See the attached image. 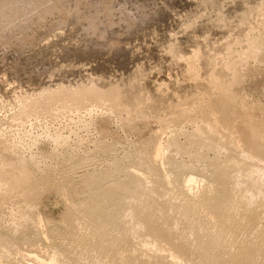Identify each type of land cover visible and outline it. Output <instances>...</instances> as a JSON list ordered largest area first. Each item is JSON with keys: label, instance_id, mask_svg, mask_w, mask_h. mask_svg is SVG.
<instances>
[{"label": "rangeland", "instance_id": "rangeland-1", "mask_svg": "<svg viewBox=\"0 0 264 264\" xmlns=\"http://www.w3.org/2000/svg\"><path fill=\"white\" fill-rule=\"evenodd\" d=\"M216 158L264 188V0H0V264H90L113 240L116 264H206L209 211L178 206L216 196ZM120 170L148 195L132 202ZM107 182L134 204L120 211ZM91 196L120 209L109 237L91 231Z\"/></svg>", "mask_w": 264, "mask_h": 264}, {"label": "bare ground", "instance_id": "bare-ground-1", "mask_svg": "<svg viewBox=\"0 0 264 264\" xmlns=\"http://www.w3.org/2000/svg\"><path fill=\"white\" fill-rule=\"evenodd\" d=\"M215 80V78H212V82ZM83 83V82H82ZM92 87V86H91ZM95 87V86H94ZM88 87H85L84 89H81L80 91L83 93V91L85 92H88L87 90H89V88L87 89ZM78 90V89H77ZM98 90V89H97ZM97 90H94L93 88H91L90 90H89V93H93L94 94V92L95 91H97ZM100 90V89H99ZM59 91V90H58ZM56 92H57V90H56ZM55 92V93H56ZM60 92V91H59ZM98 93H99V91H98ZM61 94V93H60ZM86 94V93H85ZM224 97V96H223ZM208 107V106H207ZM217 108V107H216ZM220 108V107H219ZM214 111V110H213ZM222 112V111H221ZM206 124V123H205ZM213 124H215V123H213ZM216 125V124H215ZM200 126V125H199ZM215 127V126H214ZM209 128V127H208ZM198 130V129H197ZM200 131H201V129H200ZM214 131V130H213ZM198 132V131H197ZM215 132V131H214ZM218 132V131H217ZM201 133V132H200ZM211 133H213L212 131H211ZM214 134V133H213ZM217 135V134H216ZM209 138V137H208ZM223 139V138H222ZM207 141H208V139H207ZM213 141V140H212ZM204 142V141H203ZM214 143H215V141H213ZM219 142V141H218ZM190 143V142H189ZM202 143V142H201ZM210 143V142H209ZM208 143V144H209ZM213 143V144H214ZM220 143V142H219ZM219 143H218V145H219ZM171 144V143H170ZM216 144V143H215ZM195 145V144H194ZM203 145L204 144H202V146L201 147H203ZM167 146V145H166ZM166 146L165 145H160L159 146V148H158V150H157V153H158V157H159V155H162L164 152H165V150L167 149L166 148ZM211 146V145H210ZM220 146V145H219ZM205 147V146H204ZM189 148H191V147H189ZM197 148V147H196ZM198 148L200 149V147L198 146ZM216 148H218V146L216 147ZM215 149V148H214ZM156 150H155V152H156ZM193 150V149H192ZM201 150H202V148H201ZM219 150V149H218ZM221 150V149H220ZM225 150V149H224ZM191 151V150H190ZM196 151V150H195ZM190 153V152H189ZM218 153V152H217ZM194 154V153H193ZM196 154V153H195ZM201 154V153H200ZM157 155V154H156ZM248 155V154H247ZM164 156V155H163ZM197 156H198V153H197ZM201 156V155H200ZM243 157V156H242ZM141 158V157H140ZM222 158V157H221ZM160 159V158H159ZM169 159V158H168ZM197 159V158H196ZM215 159V158H214ZM213 159V160H214ZM217 159H220V158H216V160ZM224 159V158H223ZM127 160V159H126ZM161 160H164V159H161ZM215 160V161H216ZM237 159H235V161H236ZM167 161V160H166ZM168 161H170V160H168ZM212 161V160H211ZM238 161V160H237ZM237 161L236 162H234V158L232 159V160H222V161H216V162H214L215 164H214V167L213 168H215L214 170H215V180H216V184L218 185H216V187L217 188H215L216 189V196H214L213 198H211V199H209V198H207L206 197V195H204V194H201V195H199V197L198 198H196L194 201L191 199V202L189 201V200H185L184 199V201L183 200H180V204H179V208L181 209V207L180 206H184L185 208H186V211H185V217L187 218L188 216H189V214H193V211H195V212H197V213H199L200 212V207H205V208H207L208 209V214L207 215H205V213H203L204 215H205V219H203L206 223H209V221L212 223L211 224V226H213V227H211V228H209L208 226V228H206V227H202V226H200L201 228H202V230L203 229H205V230H209L208 231V233L207 234H205V230H204V234H203V236H206V238L208 239V240H210V242L207 244L206 243V245L205 244H202V245H205L203 248H202V250L204 251V256H206V257H204V259H205V262H207L206 264H218L220 261H221V257H225V258H228V257H230V256H232V261L234 262V263H236V261H238L239 259H242L243 261H245V263L244 264H264V188H262L263 186H260L259 187V184H257L258 185V187H254V183L252 184L253 185V187H250V186H252V185H249V183H248V181H247V178H249V177H247L249 174H250V172H249V174L248 173H246V174H243L242 173V168H240L241 166V164L239 165L240 167H238V163H237ZM241 161V160H240ZM261 162V161H260ZM116 163V162H115ZM211 163V162H210ZM209 163V164H210ZM237 163V164H236ZM242 164H244V161H243V163ZM212 165H213V163H212ZM247 165V164H246ZM140 166V165H139ZM243 166H245V164L243 165ZM130 167V166H129ZM212 167V166H211ZM249 165H248V169H249ZM115 168V167H114ZM119 168V167H118ZM117 168V169H118ZM139 168V167H138ZM212 168V169H213ZM251 168H253V167H250V170H251ZM255 168V167H254ZM253 168V169H254ZM125 169V168H124ZM129 169V168H128ZM122 170V169H121ZM121 170H120V172L118 173L117 171V173H118V176H119V174L121 173ZM134 170V169H133ZM189 170V169H188ZM256 169H254V174L256 173V171H255ZM264 170V169H263ZM123 171V170H122ZM125 171V170H124ZM243 171H245V170H243ZM248 171V170H247ZM246 171V172H247ZM252 171V173H253V170H251ZM258 171H259V169H258ZM262 171V170H261ZM126 172V171H125ZM125 172H123V174L125 173ZM138 172V171H137ZM185 172V171H184ZM260 172V171H259ZM262 172H264V171H262ZM261 172V173H262ZM113 173V172H112ZM127 173V172H126ZM133 173V172H132ZM131 173V174H132ZM135 173V172H134ZM174 173V172H173ZM179 173V172H178ZM181 173H183V172H181ZM181 173H179V176L181 175ZM188 173V172H187ZM108 174V173H107ZM107 174H106V176H107ZM115 174V173H114ZM114 174H112V175H114ZM129 173H127V174H125V175H128ZM137 174V173H136ZM140 174V173H139ZM248 174V175H247ZM264 174V173H263ZM110 175V174H109ZM125 175H122V176H125ZM130 175V174H129ZM133 175V174H132ZM142 175V174H141ZM175 175V174H174ZM245 175H247V176H245ZM252 175V174H251ZM261 175V174H260ZM102 176V175H101ZM138 176V175H137ZM137 176H136V178H134L135 177V175H134V177L132 176L131 178H130V176H129V178L127 177L125 180L121 177V175L119 176V179H118V177H117V179L115 178V180H119V182H121L120 184L122 185L123 184V187L125 186H131L132 187V190H131V192L129 191V194H130V196L132 195L133 197L132 198H129L128 197V195L126 194V197H128L129 199H131L132 200V202L133 201H136V199L135 200H133L134 199V197H136L137 198V200L138 199H140V197H142V196H145V194H147L148 192H146L145 194L144 193H142L141 195L142 196H140V195H138V194H140V191L139 190H143V188H142V185L140 184V180H138V179H140L139 177L137 178ZM173 176V175H172ZM175 176H177V173H176V175ZM250 176V175H249ZM254 176V175H253ZM252 176V178H255V177H253ZM109 177V176H108ZM120 177L124 180V182H122L123 180H121L120 179ZM142 177V176H141ZM181 177V176H180ZM179 177V178H180ZM185 177L186 176H184V177H182V178H180L179 179V181H178V183L177 184H175V185H177L176 187H175V185H174V183L176 182L174 179V183L173 182H171V186H172V184L174 185V187L173 188H178V190L177 191H179V188L180 187H183V184H186V183H184L186 180H187V182H188V179H185ZM261 178L263 177V184H264V175L262 176H260ZM110 178V177H109ZM111 178L113 179V177L111 176ZM125 178V177H124ZM175 178V177H174ZM177 179H178V176L176 177ZM187 178V177H186ZM251 178V177H250ZM106 179V178H105ZM142 179V178H141ZM146 179V178H145ZM167 179H169L168 177H167ZM166 179V180H167ZM176 179V180H177ZM256 179V178H255ZM255 179H253V180H255ZM96 180H98V179H96ZM104 180V179H103ZM171 180H172V177H171ZM249 180H252V179H249ZM260 180V179H259ZM105 181H107V179L105 180ZM104 181V182H105ZM111 181H113V185L115 186V184H117L118 183V181L116 182V181H114V180H111ZM192 181V180H191ZM262 181H259V183L260 182H262ZM97 182V181H96ZM101 182H103V181H101ZM110 182V181H109ZM109 182H107L108 183V185L107 186H109ZM116 182V183H115ZM254 182H258V180H255ZM95 183V182H94ZM93 183V184H94ZM106 183V182H105ZM190 183V182H189ZM96 184V183H95ZM104 184V183H103ZM119 184V185H120ZM261 184V183H260ZM98 185H99V183H98ZM111 185V184H110ZM113 185H111L112 187H113ZM189 185V184H188ZM101 186V185H100ZM99 186V187H100ZM104 186H105V184H104ZM103 187V186H101V192H99V193H101V194H103V196H105L106 198H108L107 200L108 201H115L113 198H117L118 200L117 201H119V203H118V205H120L122 202L120 201V199L123 197L122 196V194L123 195H125V190H127L128 188H126L124 191H123V187H121L122 188V191L124 192V193H121V191H120V186H119V189H112V188H110V186L109 187ZM117 186H118V184H117ZM148 186V185H147ZM170 186V185H169ZM185 186V185H184ZM190 186V185H189ZM91 187V186H90ZM92 187H94V186H92ZM150 186H148V188H149ZM166 187V186H165ZM186 187H187V185H186ZM192 187V186H191ZM98 188V187H97ZM96 188V189H97ZM114 188V187H113ZM115 188H117V187H115ZM130 188V187H129ZM145 188V187H144ZM204 188V187H203ZM99 189V188H98ZM150 189V188H149ZM157 189V188H156ZM175 189H173V190H175ZM181 189V188H180ZM189 189H190V187H189ZM120 192H119V191ZM167 190V189H166ZM170 190H172V189H170ZM172 190V191H173ZM182 190V189H181ZM180 190V191H181ZM103 191V192H102ZM143 191H145V189L143 190ZM143 191H141V192H143ZM147 191H149V190H147ZM153 191V190H152ZM162 191H163V189H162ZM172 191H169V192H172ZM176 191V192H177ZM207 191V190H206ZM215 191V190H214ZM127 193H128V191H126ZM139 192V193H138ZM149 192H151V190L149 191ZM154 192V191H153ZM158 191H156V193H157ZM164 192V191H163ZM161 193V194H166V192L165 193ZM168 192V193H169ZM174 192V191H173ZM189 192V191H188ZM202 192V191H201ZM98 193V194H99ZM167 193V194H168ZM181 193H183V191L181 192ZM199 193H200V191H199ZM214 193V192H213ZM98 194H97V196H98ZM144 194V195H143ZM151 194H153L152 192H151ZM151 194H149V197H150V195ZM173 194V193H172ZM190 194H191V192H190ZM91 195V194H90ZM148 195V194H147ZM146 195V196H147ZM155 195V194H154ZM179 195H180V193H179ZM178 195V196H179ZM188 195V194H187ZM186 195V196H187ZM101 196V195H100ZM100 196H98L99 198H100ZM168 196V195H167ZM190 196V195H189ZM92 197H94V196H91L90 198H91V200H92V202H90V208H89V206H88V208L89 209H87V214L89 215V217L88 218H90V221L88 222L89 223V226H91V231L92 232H96L95 234H100L102 237H109L110 235L109 234H111L110 233V225L112 224V223H114L115 221V218H117L116 216H118V215H116L117 213L115 212V211H117V210H120L121 209V205L123 204V206H124V204L126 203H122L121 205H120V209H117V210H115L116 208L114 207V208H111V207H113V205L110 207V205L108 206V207H106L109 203L111 204V202H108V204H106L105 206L103 205V204H105V203H101V201H99L98 200V198L97 197H95L94 199H92ZM173 197V196H172ZM181 197V196H180ZM209 197V196H208ZM125 198V197H124ZM144 198H146V197H144ZM176 198V196L174 197V199ZM179 198V197H178ZM187 198V197H186ZM101 199V198H100ZM103 199V198H102ZM109 199H111V200H109ZM126 199V198H125ZM143 199V198H142ZM147 199V198H146ZM121 200H123V198L121 199ZM131 200H129L130 202H131ZM145 200V199H144ZM144 200H142V202L144 201ZM153 200V199H152ZM103 201V200H102ZM125 201H127V199L125 200ZM129 201L127 202V203H129ZM147 201V200H146ZM165 201V200H164ZM169 201V200H168ZM175 201L176 200H173V202L174 203H171V202H169V209L171 208V204H175ZM104 202H105V200H104ZM107 202V201H106ZM121 202V203H120ZM126 203V204H127ZM146 203V202H145ZM167 203V202H166ZM177 203H179V202H177ZM112 204H114V203H112ZM125 204V206L127 207V205ZM129 204H131V203H129ZM132 204H134V203H132ZM131 204V205H132ZM143 204V203H142ZM116 205V203L114 204V206ZM176 205V204H175ZM175 205H173V207H172V210H174V208L176 209V207H175ZM125 206H124V209H125ZM146 206V205H145ZM145 206H144V208H145ZM128 207H129V205H128ZM127 207V208H128ZM131 207V206H130ZM134 207V206H133ZM141 207H142V205H141ZM177 207V208H178ZM140 208V207H139ZM143 208V209H144ZM204 208V209H205ZM131 209V208H130ZM133 209V208H132ZM131 209V210H132ZM152 209V208H151ZM168 209V208H167ZM168 209V210H169ZM123 209H121L120 211H122ZM135 210H136V207H135ZM135 210H133V211H135ZM138 210V209H137ZM136 210V211H137ZM160 210V209H159ZM171 210V209H170ZM169 210V211H170ZM171 210V211H172ZM202 210H203V208H202ZM85 211V210H84ZM120 211H118V212H120ZM126 211V210H125ZM135 211V212H136ZM161 211V210H160ZM181 211V210H180ZM86 212V211H85ZM151 212V211H150ZM173 212H175V211H173ZM173 212L171 213V214H169V215H172L173 214ZM205 212V211H204ZM127 213V212H126ZM129 213H131V212H129ZM202 213V212H201ZM200 213V214H201ZM74 214V213H73ZM85 214V213H84ZM86 214V215H87ZM132 214H135V213H133L132 212ZM165 214L167 215V212H165ZM178 214H180L179 212H178ZM199 214V215H200ZM202 214V215H203ZM130 215V214H129ZM136 215V214H135ZM135 215H133V216H135ZM194 216L195 215H197V214H193ZM198 215V216H199ZM181 216V215H180ZM179 216V217H180ZM182 216H184V215H182ZM197 216V217H198ZM250 216H254L255 218H256V220L255 221H253L251 218L252 217H250ZM85 217V216H84ZM87 217V216H86ZM174 217H175V215H174ZM173 217V218H174ZM184 217V218H185ZM203 217V216H202ZM178 218V217H177ZM176 218V219H177ZM194 218V217H193ZM200 218H201V215H200ZM176 219H173V220H176ZM195 219H197V218H195ZM202 219V218H201ZM201 219H200V221H201ZM198 220V219H197ZM203 220H202V222H203ZM98 221L100 222H103V223H101V224H99L98 223ZM140 221V220H139ZM178 222L180 221V218L177 220ZM182 222L181 223H183V220H181ZM184 221H185V219H184ZM190 221V220H189ZM195 221V220H194ZM199 221V220H198ZM121 222V221H120ZM167 223H168V221H166ZM175 222V221H174ZM191 222V221H190ZM87 223V224H88ZM98 223V224H97ZM142 223V222H141ZM173 223V222H172ZM188 223V222H187ZM187 223H185L184 222V224H187ZM139 224V223H138ZM175 224V223H174ZM195 224H198V222H194L193 223V225L195 226ZM115 225V224H114ZM169 225H171V224H169ZM190 224H188V226H189ZM192 225V223H191V225L190 226H193ZM201 225V224H200ZM207 225H210V224H207ZM21 226V225H20ZM19 226V227H20ZM138 226H140V224L138 225ZM143 226H146V225H144V223L142 224V228H143ZM166 226V225H165ZM182 226H183V224H182ZM193 226V227H194ZM199 226V225H198ZM114 227V226H113ZM168 227H170V226H168ZM172 227H175L174 225L173 226H171V230H173L174 231V229L172 228ZM184 227V226H183ZM186 227V226H185ZM199 227V229H201ZM137 228V227H136ZM139 228V227H138ZM141 228V227H140ZM197 227L195 226V230H197V232H199V230L198 229H196ZM113 229H115V227L113 228ZM145 229V228H144ZM144 229H141V230H144ZM188 229V228H187ZM192 229V228H191ZM133 230H135V229H133ZM168 230V229H167ZM171 230H169V231H171ZM140 231V230H139ZM187 231V230H186ZM192 231V230H191ZM92 232H91V234H92ZM135 232H136V234H137V230H135ZM143 232V231H142ZM167 232V231H166ZM114 233V232H113ZM117 233V232H116ZM132 233H133V231H132ZM201 233H203V232H201ZM95 234H94V236H95ZM97 234V236L98 237H100L99 235ZM199 234H200V232H199ZM118 235V234H117ZM135 235V233H133V236ZM138 235V234H137ZM137 235H135V237L137 236ZM157 235H159V234H157ZM169 235V234H168ZM196 235H198V234H196ZM190 236V235H189ZM93 237V236H92ZM138 237V236H137ZM136 237V238H137ZM160 237V236H159ZM196 237V236H195ZM199 237H201V236H199ZM85 238V237H84ZM88 238V237H87ZM87 238H85V240L82 238V240L80 241V245H81V247H80V245H78L79 247H80V249H81V251L83 250V251H91L90 250V248H89V250H87V246H89L88 244H87V242H89L90 240L88 239L87 240ZM90 238V237H89ZM149 238H150V236H149ZM154 238H156V239H153L154 241L155 240H157V237H155L154 236ZM205 238V237H204ZM113 239V238H112ZM201 238H198V240H200ZM203 239V238H202ZM206 239V241H208ZM84 240V241H83ZM87 240V241H86ZM158 240H161V242L163 243V239H159L158 238ZM158 240H157V242H158ZM165 240V239H164ZM110 241V240H109ZM204 241H205V239H204ZM204 241L202 242V243H204ZM205 241V242H206ZM261 242L260 244L259 243H257V242ZM114 244H106V245H104V246H102V244H101V246H99L100 244H98L95 248H92V249H95V254L94 255H92V257H89L88 258V260L89 259H94V261H95V259H97V257H98V260L96 261V262H93L94 264H116V261H117V254H113V249H114V246L113 245H115V242H114V240L112 241ZM111 242V243H112ZM156 242V241H155ZM155 242L152 244V246L155 244ZM157 242H156V244H157ZM165 242V241H164ZM198 242V241H197ZM196 242V243H197ZM104 243V242H103ZM106 243V242H105ZM145 243H146V241H145ZM148 243V242H147ZM87 244V246H85ZM151 244V243H150ZM159 244V243H158ZM167 244V243H166ZM166 244H164V245H166ZM199 244H200V242H199ZM146 246H147V248L149 247V245L148 244H145ZM198 245V244H197ZM196 245V246H197ZM117 246H118V244H117ZM116 246V247H117ZM145 246V247H146ZM151 246V247H152ZM158 246V245H157ZM160 246H161V243H160ZM160 246H158L159 248H162V249H164L162 246L160 247ZM198 246H201V244L200 245H198ZM145 247H144V250H145ZM151 247H150V249H151ZM76 248H77V245H76ZM146 248V249H147ZM153 248V247H152ZM158 248V249H159ZM199 248V247H198ZM201 248V247H200ZM109 249H111L112 251L111 252H108L109 251ZM149 249V248H148ZM155 249H157V248H155ZM172 249V248H171ZM114 250H116V248L114 249ZM143 250V249H142ZM175 250V249H174ZM173 250V251H174ZM201 250V249H200ZM93 251V250H92ZM107 251V253H104V252H106ZM118 251V250H117ZM120 251V250H119ZM118 251V252H119ZM147 251V250H146ZM159 251V250H158ZM172 251V250H171ZM202 251V252H203ZM88 252V253H89ZM98 252H101V254L100 253H98ZM103 252V253H102ZM116 251H114V253H115ZM117 252V253H118ZM143 252V251H142ZM145 252V251H144ZM157 252V251H156ZM200 252V251H199ZM9 253V252H8ZM76 253V252H75ZM90 253H92V252H90ZM99 255H98V254ZM171 253V252H170ZM87 254V253H86ZM93 254V253H92ZM119 254H122V253H119ZM156 255H157V253H155ZM172 254V253H171ZM174 255H175V253H173ZM200 254V253H199ZM60 255V254H59ZM72 255V254H71ZM78 255H79V253H78ZM82 255V254H81ZM170 255V254H169ZM85 256V255H84ZM97 256V257H96ZM171 256H173V255H171ZM176 257L178 256V255H175ZM175 256H173L175 259H176V257ZM55 257V256H54ZM87 257V256H86ZM119 257H124L123 255H119ZM58 258H59V256H58ZM180 257L178 256V258L177 259H179ZM67 259V258H66ZM174 259V260H175ZM177 259L175 260L176 261V263H179L178 261H177ZM220 259V261L218 262V260ZM230 259V260H231ZM45 260V259H44ZM55 260V259H54ZM54 260H53V262H54ZM57 260V259H56ZM55 260V261H56ZM87 260V261H88ZM122 260V259H121ZM120 260V261H121ZM124 260H125V258H124ZM123 260V261H124ZM173 259H171L170 261H172ZM180 260V259H179ZM181 260L183 261V257H181ZM191 260V259H190ZM226 260V259H225ZM36 261V260H35ZM39 261V260H38ZM52 261V260H51ZM84 261H86V258H85V260ZM89 261H91V260H89ZM136 261H137V259H136ZM135 261V262H136ZM182 261H180V262H182ZM192 261V260H191ZM195 261V260H194ZM232 261H230V264H232L231 262ZM37 262V261H36ZM47 262V261H46ZM49 262H50V259H49ZM52 262V263H53ZM59 262V261H58ZM138 262V261H137ZM186 262L187 263H189V259H188V261L186 260ZM204 262V261H203ZM228 262H229V260H228ZM56 263V262H55ZM54 263V264H55ZM61 263V262H60ZM59 263V264H60ZM93 263H91L90 262V264H93ZM120 264H121V262H119ZM119 263H117V264H119ZM186 263V264H187ZM223 263V262H222ZM240 263H241V261H240ZM47 264V263H46ZM58 264V263H57ZM62 264V263H61ZM64 264V263H63ZM66 264V263H65ZM71 264V263H70ZM123 264V263H122ZM125 264V263H124ZM171 264V263H170ZM173 264H175L174 262H173ZM180 264V263H179ZM190 264V263H189ZM192 264H193V262H192ZM202 264V263H201ZM224 264H226V263H224Z\"/></svg>", "mask_w": 264, "mask_h": 264}]
</instances>
